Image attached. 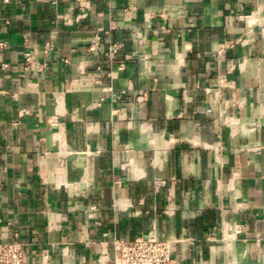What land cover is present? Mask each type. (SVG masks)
<instances>
[{"label": "crops", "instance_id": "crops-1", "mask_svg": "<svg viewBox=\"0 0 264 264\" xmlns=\"http://www.w3.org/2000/svg\"><path fill=\"white\" fill-rule=\"evenodd\" d=\"M84 6L2 10L0 241L105 264L155 233L176 264H264V0H90L66 24Z\"/></svg>", "mask_w": 264, "mask_h": 264}, {"label": "built area", "instance_id": "built-area-1", "mask_svg": "<svg viewBox=\"0 0 264 264\" xmlns=\"http://www.w3.org/2000/svg\"><path fill=\"white\" fill-rule=\"evenodd\" d=\"M11 0H0V22L9 23L8 19L1 17ZM85 6L75 18L66 20V24L80 23L87 19L90 11V0H84ZM238 4L253 2V0H233ZM232 44V42H230ZM6 47V42L0 41V48ZM90 51L95 46H90ZM115 52V50H113ZM30 60L27 55V61ZM241 232L238 227L236 234ZM179 239L161 238L155 233L142 235L131 241L113 240L111 251L102 252V262L105 264H176L174 259L175 246L181 243ZM26 244L15 239L12 241H0V264H25Z\"/></svg>", "mask_w": 264, "mask_h": 264}]
</instances>
